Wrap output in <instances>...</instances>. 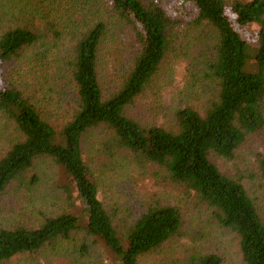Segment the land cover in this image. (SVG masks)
I'll list each match as a JSON object with an SVG mask.
<instances>
[{
    "label": "trees",
    "instance_id": "16d2710c",
    "mask_svg": "<svg viewBox=\"0 0 264 264\" xmlns=\"http://www.w3.org/2000/svg\"><path fill=\"white\" fill-rule=\"evenodd\" d=\"M174 1L0 0V117L6 137L9 127L15 133L0 153V202L34 187L43 159L65 178L57 187L67 203L57 213L37 210L30 220L0 218V264L73 241L79 257L101 245L117 264H138L183 236L182 214L170 203L146 200L125 213L104 205L84 158L83 138L97 128L106 131L109 151L156 171L235 236L243 264H264V219L242 180L211 158H231L264 128V0ZM110 21L114 32H108ZM249 25L256 26L251 42L238 31ZM179 28L195 29V47L202 46L190 47L202 100L174 108L165 125L148 123L131 108L177 46ZM118 37L131 53L122 60L125 55L110 48L117 83L105 93L101 52ZM14 60L29 64L26 79L16 82L9 73ZM38 93L45 103L63 106L64 116H54ZM255 162L264 176L263 152ZM184 264L222 260L192 253Z\"/></svg>",
    "mask_w": 264,
    "mask_h": 264
},
{
    "label": "rangeland",
    "instance_id": "374dc122",
    "mask_svg": "<svg viewBox=\"0 0 264 264\" xmlns=\"http://www.w3.org/2000/svg\"><path fill=\"white\" fill-rule=\"evenodd\" d=\"M167 1L172 4L177 2ZM107 29L108 32H114L115 27L111 21ZM255 29V25H249L243 32L240 29L238 31L251 42ZM195 33V29L177 30V46L169 53L159 71L131 108L135 117L148 123L165 125L171 120V111L174 108L185 105L189 99L193 105L202 100L200 98L202 92L198 85L200 81H196L198 77L192 75L196 61L194 51L190 47L196 49L202 47H195L197 42L194 39ZM110 48L118 53L122 52L125 55L121 54L124 56L122 60L131 53L128 42L121 37L113 44L105 43L101 52L99 75L100 85L105 93L117 83L116 66L114 67L116 60L109 56ZM28 66L29 64L24 61L14 60L9 67V73L18 82L20 78L26 79L22 72L27 71ZM37 95L43 100L41 93ZM41 103L47 106L54 116L58 118L64 116L63 106L54 107L44 100ZM5 127L6 124L0 117V153L7 147L12 137H15V133L11 132L12 127H9L10 135L6 137ZM105 132L103 128H97L83 138L84 158L95 178L98 195L104 205L117 207L121 213H125L128 209L135 210L136 207L139 210L141 203L146 200H159L177 206L184 220L182 237L171 239L156 251L143 256L138 264H184L187 256L192 253H213L221 258L222 264H243L235 236L217 227L201 205H197L191 197L185 196L179 187L164 181L158 174L154 175L156 171L150 168L140 169L126 155L109 151L104 144L107 135ZM257 152L264 153V128L249 135L231 158L217 156L211 158L224 174L242 180L248 195L264 219V176L257 170L255 162ZM37 164L39 177L37 184L30 190L21 188L15 191L16 193L6 194L0 202L2 212L0 218L9 220L29 217L30 220L36 216L37 210L57 213L67 207L65 197L57 187L66 183L65 178L63 179L57 168L46 160L41 159ZM73 243L75 244L74 241L70 245L66 242L60 243L55 251H49L44 255L17 256L6 264H117L101 245H94L85 257H79L78 252H73Z\"/></svg>",
    "mask_w": 264,
    "mask_h": 264
}]
</instances>
